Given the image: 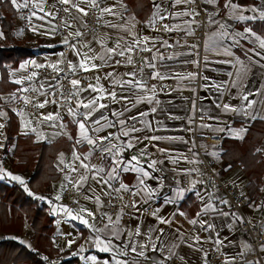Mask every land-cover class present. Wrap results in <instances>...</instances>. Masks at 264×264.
<instances>
[{"label": "crops", "instance_id": "0c3cea01", "mask_svg": "<svg viewBox=\"0 0 264 264\" xmlns=\"http://www.w3.org/2000/svg\"><path fill=\"white\" fill-rule=\"evenodd\" d=\"M199 1L202 9L207 13L206 33L203 47H201L200 40L196 38L197 33L200 31V23L196 20V16L195 23L191 24V28L194 30L195 34L188 35L193 38L187 41L173 38L175 34H187L186 31L182 29H187L188 25L185 21L191 20L192 17L182 16L175 18L171 16L170 13H175L176 11L181 10L191 11L193 9L199 13L200 9L196 4L176 6L171 0H157V3L161 5V14L169 16V18L163 21V23H167L173 27L178 26L175 31L165 32L162 30L156 31L153 27L149 26L148 22L156 11L152 6V0H122L123 4L127 6V10L121 8L117 3V0H103L102 6L115 5L117 13L123 15L125 19L130 20L131 17H135V20L128 24L129 28H131L132 23H135L134 31L139 32L142 37H158L159 39L154 45L151 43L148 44V46L152 48V52H150L149 56L140 66H137L139 59L135 55L136 52L140 51L137 49L130 54L132 55L134 65H126L124 63V57H116V59L121 61L120 66H104L100 68L99 71H93L92 75L89 77H75L74 79H80L81 86L86 87L89 83L97 84L95 77L99 76V84H102L109 92L116 91L118 99L121 95V87L119 85L113 86L108 79L104 78L105 74L108 72H115L117 78L127 80L130 79V77L124 74L130 71H135L136 78H143L146 80L149 89H151L153 85L156 87L154 99H152L151 103L145 99L135 107H132V104L137 98L153 95L151 92L139 89L134 90L133 93H123L124 95L130 96L129 101L127 102L120 100V102L117 103L110 99L101 101V103L109 105L108 109L101 110L106 116H108L109 120L116 121L117 117L112 115V111H119L124 112V115L120 116L119 119H125L126 123L123 126L117 124L116 127L108 128L105 132L99 133V135H107L108 132L120 135L122 131H130L133 127L142 129V131L139 132L130 131V137H140L143 142L137 143L133 140L132 142L136 147L132 150L126 151L124 156L125 158L133 155L138 156L141 149H144L145 145H147L148 156L142 158V166L147 168L148 163L152 160H156L158 162L156 168L159 169V171L152 173V175L159 179L146 178V183L152 188H159V183L162 181L164 187L159 189L157 195L154 196L152 200L148 203H141L139 207L143 210L147 208L152 210L159 208V215L164 217H171L173 213L176 212L186 213L187 219L179 215L175 216L177 223L174 227L159 225L160 228L165 229L166 235L163 237L164 243L168 246L179 244L180 247L174 248L173 251L185 255L188 264H203V252L208 254V264H211L210 258L215 249L214 243L205 242L200 245V247L203 248V252H201L195 250V248H188L184 244H181L180 239L177 238L178 234H174V228H180L181 232L184 233L183 239L188 240L190 243L192 242L191 238L196 235H199L203 240H207L209 236H212L213 239L216 238L215 232H204L199 225L193 226L187 222L190 219L196 218V213L200 210V201L197 196L194 192H186L185 198L179 201L178 206L175 204H165L164 200L165 197L173 195V188L191 187V184L189 187H185L178 169H198L199 172H194L192 174L191 181L203 180L207 182L210 179L209 175L202 172L201 162L188 163L183 159V157L186 156L188 160L196 159L200 161L193 140L195 130L203 135H214L222 138V144L206 146L207 155L212 160L213 168L219 172L222 180L226 184H229L233 178L240 174L242 182L239 184V189L246 192L248 197L256 203H260L264 200V192L260 191L261 188H264V153L256 152L257 148H264V120L257 119L252 121L244 114L225 112L223 108V105L226 103L237 108L246 105L247 102L243 101L241 97L249 91L253 93H264V67H260V64H264V60L252 53H249V56H252V59H249V57L245 55L246 49L256 48L258 51H261L262 54H264V50L259 49V42L255 41L254 37L249 36L245 38L236 36V33H242L246 27H250L257 33V35L264 38V21H239L235 19V16L239 14H254L247 11L234 14L230 9L224 8L226 0H216L215 3H204V0ZM76 2L80 3V6L84 8L88 5V3L83 2V0H76ZM233 3L240 5L242 8H250L264 3V0H233ZM51 4H56V7L50 8L49 5ZM42 6L45 11H52L53 16L45 17L44 20H38L33 17L31 20V28H33V26L36 27V31H33V35H24L21 27L16 24L15 31L19 39L37 43L43 50H46L43 53L24 61L21 65H26V67L21 68L20 65L19 68L12 69L8 72V79L13 84H15L14 81L16 79H24L23 85L15 84L18 88L25 87L29 82L25 78L40 69L36 67L37 64L43 65V67L56 64L59 69L63 68L66 61L78 64L80 56L76 55L70 47L71 44H75L81 54L87 53L91 56L93 53L89 51L88 48L81 46L85 42L92 44L96 53H101L103 51L100 44L96 42L97 40L102 39L107 47H114L119 37H125V40L119 41L121 45H124L125 41L130 42L131 38L126 32L120 29H111L102 26L101 30L95 36L84 38L78 43H72L71 41L75 36L63 34L56 25V19L61 13H63L64 27L65 21H68L71 24V27L66 28L69 29L70 33H74L77 30L82 32L85 27V22L81 14L77 13L75 10H72L69 13L63 12L61 9L66 7V5H60L57 0H45ZM33 11H36L37 15H43L38 8L34 7ZM230 16L232 17L231 19L229 18ZM106 21L115 24L124 23V20H121L119 15L117 17L105 15L102 19L103 25ZM221 23L228 25L226 29L228 35L223 38L219 35V33L225 31V29L220 28L219 25ZM154 27L155 29H159L160 24L157 23ZM53 28L56 30L52 31ZM21 30L22 34H20ZM234 37L239 41L238 45H234ZM65 38L69 40V45L63 43ZM165 40L167 41V45H172V47L165 45L163 43ZM191 45H197V47L192 48L190 47ZM65 50L69 51L68 55H65ZM226 50L232 54H227ZM188 53L193 54L189 55ZM161 56L164 57L162 60L160 59ZM153 57H155V59H152ZM169 57H171V59H169ZM149 59H151L152 63L156 65L155 69L147 67ZM193 60L197 61V63L190 62ZM256 60H259L260 64L255 63ZM186 61L188 62L186 63ZM95 63L99 65L101 64V61L97 59ZM141 69H143V76L141 75ZM154 71H159L168 78L164 80L152 79L149 74ZM77 72L83 71L80 70ZM13 73H15V75H13ZM189 74L192 75L190 76ZM171 79H176L180 85L171 91L163 90L160 87V83ZM234 81L236 82V87H232ZM213 85H218L219 87H214ZM16 92L17 91H14L12 93ZM12 93H4L1 95L3 99L0 111L7 113L6 117H0V123L5 125V127L0 130L3 133L0 135V141H3L4 146L6 144V125L10 118V113H13L17 119V123L11 126V130L18 128V133L21 135H24V132L28 131V134L24 136H33L35 142H66L71 145L73 144V141H70L67 136L63 134L56 135V133L62 131L59 127L46 129L40 125L36 118L27 114H25L24 117H20L16 112H13V108L18 111L22 109L20 101L12 100L10 98V94ZM96 95H98V93L88 90L81 93L80 99L86 101ZM249 99H255L258 102L253 108L248 109L249 113L255 114L264 107V95L250 96ZM157 101L159 103H157ZM125 108H130L131 111H125ZM153 108L156 109L155 112L151 111ZM43 111L45 114L59 112L63 117L62 122L67 125L66 131L73 136L77 135L76 126L71 122L72 118L67 115L65 109L58 110L52 103H49L43 108ZM81 111H83V109H81ZM140 112H148L149 114L140 117L138 116ZM96 115L98 116L99 112H97ZM133 115L138 116L136 121L126 119ZM27 120L32 121L31 127H36L38 132L43 133L44 137H46L45 140H38L36 133H32L30 130L24 128L23 122ZM145 123L151 124L152 129L154 130L146 129ZM229 126L232 129L249 127V130L244 134V139L239 140L232 138L229 134ZM217 128H225V131L218 132L216 131ZM145 136H159L161 139L158 141L143 140V137ZM128 139L129 137L121 136V140L126 141ZM185 141L187 143H185ZM112 142L116 143L117 141L113 140ZM152 145H156V147H153ZM78 148L80 153H87L89 151V146L86 144L79 145ZM160 148L166 149L167 154L161 153L159 151ZM65 149L66 148L61 152L65 154V164H70L72 163V149ZM12 152L13 149L11 150V153ZM214 152L219 153V156L211 155ZM193 153L196 155L194 156ZM169 157H180V162L178 164H172ZM159 161H164V163L161 164ZM16 163V159L7 156L2 161V167L14 175L21 176L22 179L26 181L29 173L26 170L19 171L14 169L13 165ZM58 163L59 161L57 157L56 166ZM92 163H100V161L96 157H93ZM229 164L232 165L231 169L224 171ZM105 167H107V162H105ZM148 171L151 172V169H148ZM66 172H70V170L66 169ZM201 173L203 175H201ZM0 175H2V173H0ZM71 175L75 176V174ZM136 175V173L131 172L123 173L121 179L124 183L129 184L130 186L135 185L137 183ZM64 176L65 173L61 172L60 179L47 187L45 195L43 196L45 198L43 201L48 204L49 214L55 220L54 223L56 225V230L52 236L53 244L63 251L61 257H57L51 262H55L54 264H60L63 261H66V264H92V262L86 258L96 256L97 260L95 264H104L105 260H109L111 264L110 254L100 252L94 243L95 236H100L103 239L106 236H110L109 233H93L87 226L80 224L79 220H72L67 213L65 218H58V215L62 212L60 211V208L62 206L67 207L63 198L65 190L61 189L62 184H68L64 179ZM6 180L17 182L11 180L7 176L0 179V181ZM177 181L180 183L177 184ZM116 186H119L118 183ZM196 187L199 189L202 186L197 184ZM219 192L223 193L220 190ZM58 194L61 196L60 200L55 199ZM145 195L146 194L142 193L141 195L136 196L135 200L140 201L142 196ZM49 201H51V203H49ZM247 205L248 201L243 207L246 218H251L258 225L261 222H264V210L256 211L249 208ZM81 207H86L97 212V206L94 201L91 200H86ZM221 207L224 211L235 212L232 210V204L231 209L222 205ZM79 208L72 210L73 215L79 213ZM54 209L56 210L54 211ZM101 211H103V209H101ZM117 213L118 212L110 213L113 216V219H115ZM127 214L128 215L123 217L122 224L127 223L130 227H135L140 223L142 231L145 230L148 225L156 223L155 218L151 214H144L140 217V220L132 219V215L140 216V213L134 212ZM201 219L213 223L216 226V230L219 232L220 238H228L224 240V245L226 246L221 247V251L226 260L237 252L243 250V242L246 241L251 244L249 235L243 225L236 224L233 225L232 229H229L227 227L229 218L216 216L215 214L205 215L201 217ZM102 226V222L97 220L96 227L99 228ZM32 235V229L26 226L21 234H0V241L15 237L16 239L24 240L26 246L31 245V248H33ZM64 235H67L68 239L64 241L60 240L59 237ZM69 240H75V243L72 244L71 247H68ZM230 240L232 241L231 244H229ZM81 246H83V251L80 250ZM73 253H75V255ZM252 253L253 251L248 252L245 256H249ZM149 255H156L158 258H162L160 254L149 253ZM81 257H84L85 259H82ZM244 257L237 256L236 264H240ZM142 264H151V261H142ZM175 264H181V262L176 261Z\"/></svg>", "mask_w": 264, "mask_h": 264}, {"label": "snow or ice", "instance_id": "6c2138e0", "mask_svg": "<svg viewBox=\"0 0 264 264\" xmlns=\"http://www.w3.org/2000/svg\"><path fill=\"white\" fill-rule=\"evenodd\" d=\"M2 2V0H0ZM30 0H23V3H19L18 0H10V3L16 10L24 9L29 7ZM45 0H32L33 7L38 8L43 15H37L36 11H33L27 19L31 22L32 18L35 17L38 20H44L45 17H52V11H45L42 6ZM60 5H66L63 9H61L65 13H69L72 10H75L77 13H80L82 17L88 16V10L84 7L80 6V3H77L76 0H57ZM83 2L88 3L89 8L96 9L99 11L100 15L97 17V20H101L105 15H111L113 17H117L121 20H124L123 24H115L110 21H106L103 27L111 28V29H120L128 34L131 38L130 42L125 41L124 45H121L120 40H125V37H119L114 47H107L104 41L97 40L96 42L100 44L103 51L101 53H96L93 49L92 44L85 42L82 44V47H86L93 54L89 56L87 53L81 54L79 49L75 44H71L70 47L76 53L77 56H80V60L78 64H73L69 62V70L73 73L82 70L83 72H92L99 71L100 68L104 66L113 67L120 66L121 61L116 59V57H124V63L126 65H134V61L131 53L135 52L139 49L141 52H152V48L148 46V44H155L159 39L158 37H149V36H141L139 32L134 31L135 23H132L131 28L128 27V24L131 21L135 20V17H131L130 20L125 19L123 15H120L116 11L115 5L113 6H102L103 0H83ZM171 2L176 5H194L197 3V0H171ZM216 0H204V3H215ZM117 3L121 8L127 10V6L123 4L122 0H117ZM152 6L156 10L153 13V16L149 20V26L153 27L156 31H165L171 32L177 30L178 26L173 27L167 23H163V21L167 20L169 16H165L161 14V5L157 3V0H152ZM50 8H55L56 4L49 5ZM224 8L230 9L232 13H243L245 11L251 12L254 15H243L239 14L235 16V19L239 21H254L260 20L264 21V3L253 6L250 8H242L240 5L233 3V0H226L224 4ZM171 16L175 18H179L182 16L192 17L191 20L185 21L188 25L185 30L187 35H194L195 32L191 28V24L195 23V16H198L199 13L194 9L189 10H181L176 11L175 13H170ZM232 18L231 16L229 17ZM216 22V21H213ZM159 23L160 28L155 29V25ZM86 27V24H84ZM221 29H225V31L219 33L220 37L228 35L227 27L228 25L225 23H221ZM65 27H71V24L68 21H65ZM56 29L53 28L52 31ZM32 31H36V27L33 26ZM22 34V30L21 33ZM71 36L81 37L84 35L81 31L77 30L74 33H69ZM4 33L0 31V38H3ZM236 36L239 37H254L255 41L259 42V49L264 50V38H261L260 35H257L255 31L250 27H246L242 33H236ZM234 45H238L239 41L233 38ZM65 45H69V40L65 38L63 41ZM165 45H167V41H163ZM168 47H172V45H167ZM190 47L196 48L197 45H191ZM227 52V50H226ZM249 53L254 54L260 59L264 60V54L261 51H258L256 48L246 49L245 55L252 59V56H249ZM128 54V55H126ZM192 55L193 53H188ZM227 54L231 55V52H227ZM164 57L161 56L162 60ZM99 59L101 64H96L95 61ZM152 59H155L153 57ZM171 59V57H169ZM188 61H186L187 63ZM191 63H197V61H190ZM34 63V62H30ZM255 63L260 64L259 60H256ZM26 67V65H21V68ZM37 68L43 67V65L37 64ZM51 67L53 70L59 72L62 69H59L56 64H52ZM147 67L155 69L156 65L152 63V60L149 59L147 62ZM260 67H264V64H260ZM15 75V73H13ZM37 73L33 72L31 75L27 76L25 79L28 81H32L37 77ZM124 75L130 77V79L122 80L117 78V74L115 72H108L105 74V79H108L113 86L119 85L121 87V95L118 99L116 91H108L104 88L102 84H99L100 77L97 76L95 79L97 80V84H87L86 87L81 86L80 79H70L69 83L71 85V89L68 94L65 95L63 91L59 89L62 88V85H52L49 84L50 91L41 92V95L45 96V99L42 102L35 103L30 97L19 95V93H27L29 91L38 92L39 90L36 88L30 87H21L17 89L16 93L10 94V98L12 100L22 101L25 106L32 105L38 109H43L49 103L58 104L60 100H63L64 103L68 104V107L65 109V112L68 116L72 118L71 122L75 124L77 135L73 136L69 134L66 129L67 125L64 124L63 117L59 112L56 113H48L41 114L39 117L40 121L49 122L50 126L53 128L59 127L62 131L56 133V135L63 134L67 136L70 141H73L71 145V157L72 163L65 164V154L63 152L59 153L57 164V169L60 172H64V179L72 186V190L82 194L85 200L94 201L97 206V212H94L86 207H80L79 213L77 215H73L72 210L67 207H61L60 211L67 213L68 216L71 217L72 220H79L80 224L87 226L93 233H109L110 236H106L103 239L100 236L94 237L95 246L98 248L100 252L109 253L111 258V264H142V261L147 262L151 261V264H175L176 261L181 262V264H188V261L185 258V255H181L178 252L173 251L174 248H179V244H172L168 246L164 243L163 237L166 235L165 229L160 228L159 225H168L170 227H174L177 223L175 220V216L179 215L181 217H185L187 219L186 213L184 212H176L173 213L171 217H164L159 215L160 209L157 208L151 211V215L155 218L156 223L150 224L147 226L145 230L142 231L141 224L138 223L135 227H130L127 223L122 224V219L125 215H128L124 212V209L127 207H131L139 212V205L141 203H148L154 196L157 195L159 189L164 187L163 182L159 183V188H152L148 186L146 183L147 179H159L152 175V173L159 171L156 168V164L158 163L156 160H152L147 164V168L142 166V158L148 156L147 148L145 145L144 149H141L140 154L133 155L125 158L124 153L126 151L132 150L136 147V145L132 142L135 140L137 143L143 142L140 137H130L131 132H139L142 129L133 127L130 131L124 130L117 135L113 132H108L107 135H99V133L105 132L108 128H114L117 124L123 126L126 123L125 119H119L120 116L124 115V112L112 111V115L117 117L116 121L109 120L108 116L104 114L102 109H108L109 105L106 103H101V101L110 99L116 101L117 103L120 100H124L125 102L129 101L130 96L124 95L123 93H133L134 90L139 89L146 92L153 93L152 96L139 97L132 104V107H135L137 104L142 102L143 100H147L149 103L154 99V94L156 92V87L153 85L151 89L147 87V82L143 78L137 79L136 72L130 71L125 73ZM141 75L143 76V69H141ZM152 79L164 80L166 77L164 74L159 71H154L149 74ZM190 76L192 74H189ZM65 79H68L65 77ZM207 79V78H205ZM17 85H23L24 79H16L14 81ZM214 87H219L218 85H213ZM236 82L234 81L232 87H236ZM40 88H44V85L41 84ZM91 90L92 92L98 93V95L87 99H77L82 92ZM53 96L52 100L47 99V96ZM255 95H264V93L256 92L253 93L251 91L242 95V100L246 101V105H242L240 108L231 106L229 104H224L223 108L225 112H237L238 114H244L249 117L250 120L254 121L257 119L264 120V107H262L257 113H249L248 109L253 108L258 102L255 99H249L250 96ZM59 96V100L57 99ZM3 99V97H0ZM75 100V105L73 106L72 101ZM157 103H159L157 101ZM62 106V105H60ZM83 109V111H81ZM13 112L20 117H24V112L22 110L18 111L13 108ZM125 111H131L130 108H125ZM152 112H155L156 109H151ZM99 112L97 116L96 113ZM148 112H140L138 116L143 117L147 116ZM7 113L4 111H0V117H6ZM137 115H133L131 117H127L126 119L136 121L138 119ZM60 122V123H57ZM32 121L27 120L23 122V126L25 129L30 130L32 133H36L38 140H45L43 133L37 131L36 127H31ZM5 127L3 123H0V130ZM210 127V126H208ZM145 128L148 130L152 129L151 124L145 123ZM249 130V127H242L240 129H232L230 126L228 127V132L232 136V138L243 140L244 134H246ZM216 131L224 132L225 128H217ZM2 131H0V135H2ZM28 131L24 132V135H27ZM121 136L129 137L128 140H121ZM5 139H7L5 137ZM161 137L159 136H145L143 140L150 141H158ZM117 141L113 143L112 141ZM185 143H187L185 141ZM86 144L89 146V151L87 153H80L78 146ZM156 147V145H152ZM3 141H0V148H3ZM159 151L161 153L167 154V150L164 148H160ZM256 152L264 153V148H257ZM195 156L196 154L193 153ZM211 155L219 156V153L214 152ZM96 157L100 163H92V158ZM172 164H178L180 162V157H169ZM183 159L188 163H200L199 160L193 159L188 160L185 156ZM105 162H107V167H105ZM159 163L163 164L164 161H159ZM232 165L229 164L224 169V171H228L231 169ZM66 169L70 170V172H66ZM151 169V172L148 171ZM177 170V169H174ZM181 175L191 176L194 172H199L198 169H178ZM136 173V181L135 185H129L122 181L121 175L123 173ZM0 179H3L5 176L9 177L13 181L19 182L21 185H25V191H28L27 186L25 184L24 179H22L19 175H14L11 172L6 171L2 167V162H0ZM75 174V176L71 175ZM201 175H203L201 173ZM219 176V172L213 169V177ZM240 174H238L235 178H233L229 184H226L224 187L226 189L235 187L239 189V184L241 183ZM118 183V187L116 184ZM180 182L177 181V184ZM190 188H173L172 196L165 197V204H175L178 206L179 201L185 198L186 192H194L200 201V210L196 213V218L190 219L187 222L193 226L199 225L201 230L204 232H215L216 238L213 239L212 236H209L207 240H203L199 235L192 237V242L190 243L188 240L183 239L184 233L181 232L180 228H174V234H178L177 238L180 239L181 244H184L188 248H195L197 251L203 252V248L200 247L205 242H212L215 245V250L219 251L221 247H225L224 240L228 239L227 237L220 238L219 232L216 230V226L209 222L208 220L201 219V217L208 214H215L220 217L229 218V222L227 223V227L229 229L233 228V225L239 224H248L251 227L253 232H258L261 243L259 245L260 252L264 253V222H261L259 225L254 222L251 218H246L244 216L239 215L236 212L232 211H224L222 206H226L231 209V203L225 194L219 192V188L215 184V180L209 179L207 182L203 180H192L190 181ZM200 184L202 187L197 188L196 185ZM62 190H67V185H61ZM261 192H264V188L260 189ZM123 193H127L131 197H136L138 195L146 194L142 196L140 201L132 200L131 204H124ZM29 195H33L31 192ZM39 200H44V197H36ZM243 198L248 201V207L252 208L256 211L264 210V200L260 203H256L252 201L242 190L239 192V196L236 197L237 202ZM56 200H60L61 196L58 194L55 197ZM113 201H120V205H116ZM76 204H79V201H74ZM51 203V201H49ZM111 207H118L119 211L115 215V219L109 213L108 209ZM103 209V211H101ZM56 209H54L55 211ZM145 212H148V209H145ZM144 213H140V216L132 215V219L140 220V217L143 216ZM87 217V218H85ZM99 220L102 222L103 226L97 228L96 221ZM11 239H16L15 237H11ZM21 244H25L24 240L19 241ZM75 243V240L68 241V247H71L72 244ZM232 241H229L231 244ZM29 249H31V245H27ZM34 251V249H32ZM81 251H83V246H81ZM254 251L253 246L248 242H243V250L237 252L235 255L229 257L225 264H236V258L244 257L248 252ZM149 253L160 254L162 258H158L156 255H149ZM75 255V253H73ZM208 254L203 252V264H208L207 259ZM85 259L84 257H81ZM43 259L47 260V257H43ZM91 261L92 264H95L97 257L90 256L86 258ZM104 264H110L109 260H105ZM240 264H261L260 260L256 261H246L241 260Z\"/></svg>", "mask_w": 264, "mask_h": 264}, {"label": "trees", "instance_id": "16d2710c", "mask_svg": "<svg viewBox=\"0 0 264 264\" xmlns=\"http://www.w3.org/2000/svg\"><path fill=\"white\" fill-rule=\"evenodd\" d=\"M15 28L16 9L10 0H2L0 31L4 36L0 38V97L18 89V86L9 81L8 72L46 51L37 43L19 39ZM15 123L17 119L10 113L6 125V144L0 149V162L7 156L17 160L13 168L29 173L25 181L28 191H25V185L19 182L0 181V234H21L28 226L33 231V248L29 249L25 244H21L20 239L0 241V264H49L55 258L61 257L63 251L53 244L52 236L56 225L54 218L49 214L48 204L36 197H43L46 188L60 179L61 172L57 169L56 160L64 148H71V144L35 142L33 136L19 134L18 128L11 130ZM29 192L33 195H29ZM60 264H66V261Z\"/></svg>", "mask_w": 264, "mask_h": 264}, {"label": "built area", "instance_id": "2783aa9c", "mask_svg": "<svg viewBox=\"0 0 264 264\" xmlns=\"http://www.w3.org/2000/svg\"><path fill=\"white\" fill-rule=\"evenodd\" d=\"M18 2L23 3V0H18ZM196 5L200 9L199 15L196 16V20L200 23V31L197 33L196 38L200 40V44L202 47L204 40H205L207 13L202 9L201 3L199 0H197ZM33 9H34V7L32 4V0H30L28 8L16 10V24L21 27L24 35H33V31L31 28V22L27 19V17L30 16L31 13L33 12ZM85 9L88 10V16L83 17L84 22L86 24V27H84L82 30V33H84V35L81 37H75L71 41L72 43H78V42H81L84 38L95 36L101 30V28L103 26L102 19L99 21L97 20V17L100 15L98 10L89 8V5H87ZM63 21H64V14L61 13L56 19V25L63 34L67 35L70 33V31H69V29L64 27ZM173 38L179 39L181 41H187L193 37L188 36L185 33H181V34H175L173 36ZM64 53H65V55H68L69 51L65 50ZM149 54H150L149 52H141V51L136 52L135 55L139 59L137 66L142 65L143 61L149 56ZM68 65H69V62L66 61L63 68H62V71L59 72V74L57 73V71L53 70V68L50 65H46V66L40 68L36 72L38 74L37 77L34 78L32 81H29L25 86V87H30V88H36L39 91L38 92L29 91L27 93H19V95L28 96L35 103L42 102L43 99H45V96L41 95L40 93L50 91L49 84L57 85V86L62 85V88H60L59 90L63 91L64 94L67 95L69 90L71 89V85L69 83L70 79H74L75 77L86 78V77L91 76L93 73V71L92 72H75V73H73L69 70ZM65 77H67L68 79H65ZM41 84L44 85V88H40ZM179 85L180 84L177 82L176 79H171L169 81H162L160 83V87L165 91H171V90L175 89L176 87H178ZM80 98H81V94L79 97H77V99H80ZM47 99L52 100L53 96L48 95ZM57 99L59 100V96H57ZM75 102L76 101L73 100L72 104L75 105ZM20 103H21V109L24 112V114H27V115H30V116L36 118L43 128H46V129H52L53 128L50 126L49 122H43V121L39 120V117L41 116V114H45L43 109H38L32 105L25 106L22 101H20ZM53 105L58 110H64L68 107V104L64 103L63 100H60L59 105L58 104H53ZM60 105H62V106H60ZM193 140L195 143L196 152H197V154L201 160L202 172L204 174L209 175L210 179L214 178L216 186L231 201L232 210L237 212L239 215L246 217L244 214V211H243V207L247 203V200H244L243 198H241L240 201L237 202V199H236V197L239 196V192L241 190L237 189L235 187H231V188L226 189L224 187L226 185V183L222 180L220 175L217 177H213V169L214 168L212 165L211 158L207 155L206 146L207 145H220L223 142L222 138L220 136H214V135H203V134L199 133L197 130H195ZM181 178H182V181H183L185 187H189L192 175L191 176L181 175ZM244 193L248 196V194L246 192H244ZM122 195L124 197V201H123L124 204L130 205L132 200H135V197H131L127 193H123ZM63 198H64V202H65L67 208H69L71 210H74L76 208L81 207L82 204L86 201L83 198L82 194H79V193L72 190V186L70 184H67V190L64 191ZM77 200L79 201V204H76L74 202ZM113 203L116 205H120V201H113ZM139 209H140L139 212H137L135 209H133L131 207H127L124 209V212L125 213L137 212V213H144V214L150 215V213L152 211V209H150V208H147L148 212H145V210L141 209L140 207H139ZM108 211H109V213H116L119 211V208L118 207H111L108 209ZM65 217H66L65 212H61L58 215L59 219H63ZM243 227L247 231L249 238H250L251 245L253 246V249H254L253 253L249 256L248 255L245 256L243 260H246V261L260 260L261 264H264L263 253L260 252V250H259V245L261 243L259 233L253 232L251 230V227L248 224H243ZM59 239L64 241V240L68 239V236L67 235L60 236ZM225 261H226V259L223 255L221 249L219 251L214 249L212 252L211 258H210V263L211 264H225Z\"/></svg>", "mask_w": 264, "mask_h": 264}, {"label": "rangeland", "instance_id": "374dc122", "mask_svg": "<svg viewBox=\"0 0 264 264\" xmlns=\"http://www.w3.org/2000/svg\"><path fill=\"white\" fill-rule=\"evenodd\" d=\"M197 6V5H196ZM198 7V6H197ZM203 45H204V43H203ZM203 47V46H202ZM200 162H201V160H200ZM263 255H264V253H263ZM55 262H49V264H54Z\"/></svg>", "mask_w": 264, "mask_h": 264}]
</instances>
